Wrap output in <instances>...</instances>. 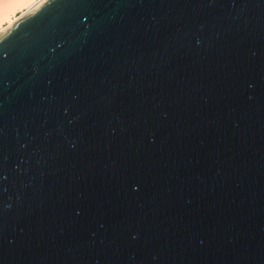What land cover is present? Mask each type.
<instances>
[{
	"label": "water",
	"instance_id": "water-1",
	"mask_svg": "<svg viewBox=\"0 0 264 264\" xmlns=\"http://www.w3.org/2000/svg\"><path fill=\"white\" fill-rule=\"evenodd\" d=\"M0 264H264V0H40L3 30Z\"/></svg>",
	"mask_w": 264,
	"mask_h": 264
},
{
	"label": "bare ground",
	"instance_id": "bare-ground-1",
	"mask_svg": "<svg viewBox=\"0 0 264 264\" xmlns=\"http://www.w3.org/2000/svg\"><path fill=\"white\" fill-rule=\"evenodd\" d=\"M40 0H0V33Z\"/></svg>",
	"mask_w": 264,
	"mask_h": 264
}]
</instances>
